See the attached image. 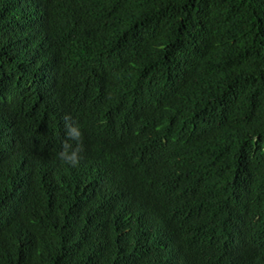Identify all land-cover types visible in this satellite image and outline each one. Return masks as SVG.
I'll return each mask as SVG.
<instances>
[{"label":"trees","instance_id":"obj_1","mask_svg":"<svg viewBox=\"0 0 264 264\" xmlns=\"http://www.w3.org/2000/svg\"><path fill=\"white\" fill-rule=\"evenodd\" d=\"M0 264H264V0H0Z\"/></svg>","mask_w":264,"mask_h":264},{"label":"clouds","instance_id":"obj_2","mask_svg":"<svg viewBox=\"0 0 264 264\" xmlns=\"http://www.w3.org/2000/svg\"><path fill=\"white\" fill-rule=\"evenodd\" d=\"M63 119L66 139L62 142V148L57 153V158L62 164L76 167L83 159L81 155L83 151L82 132L78 125L71 122L72 118L69 115H65ZM70 141H74L75 145Z\"/></svg>","mask_w":264,"mask_h":264}]
</instances>
